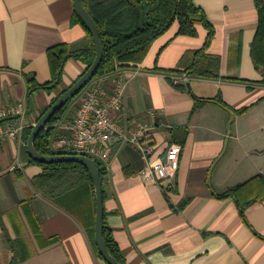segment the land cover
Instances as JSON below:
<instances>
[{
	"label": "crops",
	"instance_id": "obj_1",
	"mask_svg": "<svg viewBox=\"0 0 264 264\" xmlns=\"http://www.w3.org/2000/svg\"><path fill=\"white\" fill-rule=\"evenodd\" d=\"M192 1L214 28L207 53L219 57L218 78L168 72L185 51L201 48L208 33L198 23L196 35L177 34L175 22L140 64L87 85L109 89L112 76L123 79L122 125L154 122L144 137L153 147L150 161L165 160L167 146L179 144L169 141V129H188L177 170L160 183L143 178L147 161L136 146L113 144L103 183L106 222L127 264H264V199L246 208L244 220L235 199L220 196L264 174L263 74L251 54L259 26L256 1ZM73 13V0H0V107L21 104L24 110L10 118L24 125L17 137L0 140V264H107L81 222L34 187L32 178L42 168L29 162L24 138L52 98L85 68L70 58L60 86L29 91L27 77L38 83L51 78L49 48L88 45ZM192 95H220L230 109L209 101L193 111ZM81 96L68 111L75 102V112ZM243 106L247 110L238 113Z\"/></svg>",
	"mask_w": 264,
	"mask_h": 264
},
{
	"label": "trees",
	"instance_id": "obj_2",
	"mask_svg": "<svg viewBox=\"0 0 264 264\" xmlns=\"http://www.w3.org/2000/svg\"><path fill=\"white\" fill-rule=\"evenodd\" d=\"M255 1L259 13V26L252 44L251 54L255 66L263 74L261 83L264 84V3L262 0ZM81 3L98 28L103 50L102 61L92 80L111 74L117 69L140 64L154 40L165 33L175 22L178 24L177 34L196 35L198 23L203 24L208 29V33L201 48L185 51L179 60L177 69H170L168 72L182 73L188 77H219V57L207 53L214 28L207 21L202 9L195 6L192 0H81ZM73 21L80 23L85 29L89 39L88 45L75 50H72L66 43L49 48L47 56L51 78L45 83H38L35 77H27L31 93L39 89L52 91L60 86L64 66L70 58L78 59L85 64L81 75L94 61L96 47L91 33L75 10ZM86 87L59 109L51 117L46 127L37 134L34 141L37 151L43 154L69 153L53 148L52 142L61 135L53 124L68 116L69 105ZM64 90L52 98L49 105L41 111L38 119ZM192 96L194 99L193 111L202 103L209 101L230 109L220 95L212 99ZM247 108L248 106H243L237 109V112L242 113ZM31 129L32 126L25 129L26 142ZM187 134L188 129L185 126L171 128L169 129V141L179 143L182 148ZM92 159L97 163L102 183H104L107 174L106 166L95 158L92 157ZM29 162L38 164L42 168L41 172L32 178L34 187L45 198L55 202L81 222L95 253L102 258L94 238L95 197L93 181L88 168L77 161L42 163L31 159L30 156ZM220 196L233 197L237 202L240 215L245 220L246 208L252 203L264 199V174L257 173L230 186L220 193ZM103 198H105L104 191ZM187 202L188 199L183 200L179 205L180 208H183ZM105 216L106 212H104L103 224L105 245L119 262L127 264Z\"/></svg>",
	"mask_w": 264,
	"mask_h": 264
},
{
	"label": "built area",
	"instance_id": "obj_3",
	"mask_svg": "<svg viewBox=\"0 0 264 264\" xmlns=\"http://www.w3.org/2000/svg\"><path fill=\"white\" fill-rule=\"evenodd\" d=\"M124 82L119 76L111 77L109 89L95 82L82 91V96L72 117H63L53 126L61 133L54 142V149L93 157L105 166L110 159L112 146L117 142H127L136 146L147 164L141 171L146 181L160 183L174 175L178 168L181 146L170 143L166 148L165 160H149L153 147L144 137L151 121H138L125 128L121 122ZM24 112L21 104L0 107V140L15 139L23 129V124H15L11 117ZM154 118V112H150ZM52 142V144H53Z\"/></svg>",
	"mask_w": 264,
	"mask_h": 264
},
{
	"label": "water",
	"instance_id": "obj_4",
	"mask_svg": "<svg viewBox=\"0 0 264 264\" xmlns=\"http://www.w3.org/2000/svg\"><path fill=\"white\" fill-rule=\"evenodd\" d=\"M264 3V0H262ZM74 10L77 15L84 22L86 27L91 33L93 42L96 47V57L92 64L87 68V70L66 90H64L58 98L52 103L49 108L39 117L36 123L32 126L30 131L26 147L27 153L31 159L42 162V163H53L62 161H77L86 166L92 177L94 197H95V224H94V238L97 249L102 256L103 260L107 264H122L119 262L107 249L104 237H103V224H104V198H103V183L101 179V174L99 172L97 163L94 159L83 154L75 153H63V154H43L36 150L34 146V141L37 134L46 127L51 117L61 109L70 99L75 97L88 83L92 80L96 74L99 65L102 61L103 50L101 46V41L99 38L98 28L86 11L81 3V0H73ZM4 119H0V122Z\"/></svg>",
	"mask_w": 264,
	"mask_h": 264
},
{
	"label": "rangeland",
	"instance_id": "obj_5",
	"mask_svg": "<svg viewBox=\"0 0 264 264\" xmlns=\"http://www.w3.org/2000/svg\"><path fill=\"white\" fill-rule=\"evenodd\" d=\"M74 105L76 106V103L75 102L72 104V106L70 107L69 111H67V113H68L67 114L68 115L67 117H72L73 116L72 110L74 109Z\"/></svg>",
	"mask_w": 264,
	"mask_h": 264
}]
</instances>
